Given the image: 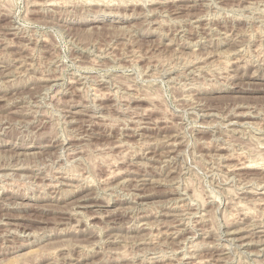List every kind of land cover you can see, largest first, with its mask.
<instances>
[{
    "label": "rangeland",
    "instance_id": "obj_1",
    "mask_svg": "<svg viewBox=\"0 0 264 264\" xmlns=\"http://www.w3.org/2000/svg\"><path fill=\"white\" fill-rule=\"evenodd\" d=\"M100 1L0 0V264H264V0Z\"/></svg>",
    "mask_w": 264,
    "mask_h": 264
},
{
    "label": "bare ground",
    "instance_id": "obj_2",
    "mask_svg": "<svg viewBox=\"0 0 264 264\" xmlns=\"http://www.w3.org/2000/svg\"><path fill=\"white\" fill-rule=\"evenodd\" d=\"M66 1V0H65ZM80 1V0H79ZM100 1V0H99ZM102 1H104V0H102ZM179 1V0H178ZM41 2V1H40ZM58 2V1H57ZM82 2V1H81ZM101 2V1H100ZM135 2V1H134ZM139 2V1H138ZM174 2V1H173ZM195 2V1H194ZM49 3V2H48ZM55 2H53V4H54ZM97 3V2H96ZM95 3V4H96ZM107 3V2H106ZM114 3V2H113ZM36 4V3H35ZM93 4V3H92ZM103 5V4H102ZM114 5V4H113ZM180 5V4H179ZM193 5V4H192ZM36 6V5H35ZM210 6V5H209ZM40 7V6H39ZM51 7V6H50ZM100 8V7H99ZM86 9V8H85ZM99 11V10H98ZM263 18V17H262ZM162 20V19H161ZM151 22V21H150ZM159 22V21H158ZM189 22V21H188ZM197 27V26H196ZM11 28V27H10ZM11 30V29H10ZM13 31V30H12ZM226 33V32H225ZM224 33V34H225ZM221 42V41H220ZM191 44V43H190ZM170 45V44H169ZM239 49V48H238ZM19 67V66H18ZM37 78V77H36ZM56 78V77H55ZM53 79V78H52ZM70 80V79H69ZM72 81V80H71ZM75 82V81H74ZM66 84V83H65ZM62 89V88H61ZM95 93V92H94ZM98 99V98H97ZM235 115V114H234ZM173 140V139H172ZM53 145V144H52ZM259 145V144H258ZM260 146V145H259ZM172 150V149H171ZM27 153V152H26ZM261 155V154H260ZM262 157V156H261ZM264 158V157H263ZM169 159V158H168ZM245 159V158H244ZM262 160V159H261ZM248 162H250V161H248ZM248 162H242L241 161V163L238 165V167H239V169H242V168H246L247 169V167H251L252 168V166H249V163ZM256 162H258V161H256ZM255 163V162H254ZM253 163V164H254ZM16 164V163H15ZM19 164V163H18ZM256 164V163H255ZM251 165V164H250ZM257 165V164H256ZM255 165V166H256ZM17 167V166H16ZM19 167V166H18ZM170 167V166H169ZM5 169V168H4ZM249 169V168H248ZM58 172V171H57ZM234 176V175H233ZM21 177V176H20ZM167 180V179H166ZM151 181V180H150ZM3 182V181H2ZM145 183V182H144ZM68 184V183H67ZM7 185V184H6ZM241 185V184H240ZM65 193V192H64ZM69 193V192H68ZM260 194H264V192L262 191V193H260ZM54 196V195H53ZM89 196V195H88ZM142 196V195H141ZM143 197V196H142ZM35 198V197H34ZM82 201H83V199H82ZM86 201V200H85ZM241 202V201H240ZM80 203V202H79ZM82 203V202H81ZM80 203V204H81ZM96 203V202H95ZM84 204V202L82 203V205ZM103 204V203H102ZM182 204V203H181ZM243 205V204H242ZM245 206V205H244ZM77 207H80V206H77ZM191 208V207H190ZM138 210V209H137ZM184 210V209H183ZM135 212V211H134ZM185 213V212H184ZM65 214V213H64ZM104 214V213H103ZM149 214V213H148ZM190 216V215H189ZM137 217V216H136ZM6 223V222H5ZM4 223V224H5ZM3 226V225H2ZM190 228V227H189ZM79 231V230H78ZM91 231V230H90ZM261 232L262 233H264V229L263 230H261ZM234 233V232H233ZM194 235V234H193ZM249 236V235H248ZM261 236V235H260ZM263 238V237H262ZM244 240V239H243ZM258 240V239H257ZM217 241V240H216ZM263 241V240H262ZM172 242V241H171ZM111 243V242H110ZM251 243V242H250ZM190 244V243H189ZM227 245V244H226ZM236 247V246H235ZM215 248V247H214ZM236 250V249H235ZM165 258V257H164ZM184 258H186V257H184ZM215 258V257H214ZM201 259V258H200ZM77 260V259H76ZM72 261V260H71ZM78 261V260H77ZM82 261V260H81ZM203 262V261H202ZM192 263V262H191ZM199 263V262H198ZM74 264V263H73ZM83 264V263H82ZM176 264V263H175ZM221 264V263H220Z\"/></svg>",
    "mask_w": 264,
    "mask_h": 264
}]
</instances>
